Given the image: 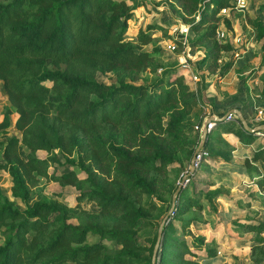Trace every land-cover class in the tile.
<instances>
[{"label":"trees","instance_id":"obj_1","mask_svg":"<svg viewBox=\"0 0 264 264\" xmlns=\"http://www.w3.org/2000/svg\"><path fill=\"white\" fill-rule=\"evenodd\" d=\"M173 1L184 18L200 9L197 19H185L190 20V29L195 33L194 43L202 44V61L206 66L215 63L219 49L228 50L232 44L222 45L214 40L210 47L201 41L209 40L215 33L217 22L212 20L220 17L219 10L230 5V0H204L199 7L200 0ZM133 9L127 0H0V78L18 113L15 125L20 130V135L5 134V140L0 141V170L12 177L11 195L25 204L18 208L0 190V264H165L172 259L200 264L192 258L217 255L214 248L202 247L204 235L198 234L197 241L174 237L178 230L174 219L179 212L201 208V197L212 203L220 194L225 195L219 189H196L199 169L193 171L188 184H181L175 208L163 223L159 260L153 262L152 249L136 243L135 230H145L156 223L157 236L159 223L147 218L125 189L146 195L142 204L158 208L157 201L164 199L153 195L152 184L141 173L159 169L165 154L155 157L131 148L134 145L148 151L146 147L155 146L147 136H138L134 125L153 117L164 104L183 99L188 84L172 69L157 75L150 92L143 93L142 84L126 80L124 74L130 69H142L153 58L154 51L166 52L159 45L152 50L137 49L126 39L127 20ZM253 21L264 46V21L258 16ZM206 23V28L201 29ZM150 38L148 31L141 32L143 43ZM174 40L179 44L178 39ZM230 66L231 63L223 66L217 77L221 78ZM98 70L113 71L117 82L97 80L94 72ZM92 94L98 95V99H91ZM9 111L3 115L0 132L7 133ZM116 126H123L124 133L129 135L124 136L125 143L114 141L115 135L110 132ZM101 131L107 135L102 136ZM216 131L234 133L244 144L257 136L245 129L239 118L218 121L202 146L204 157L216 163L228 161L234 148L227 140L213 135ZM194 132L195 139H199V129ZM19 143L26 146L25 154L18 150ZM213 147L219 150L212 151ZM55 148L60 150L63 161L53 152ZM39 149L48 155H39ZM73 153L77 160L70 156ZM250 160L263 162L258 181L264 187V148L259 146L245 162ZM60 162L78 165L85 177L74 169L60 173L48 169ZM110 168L117 170V182L98 173L101 170L108 174ZM41 176L76 185L80 189L75 197L77 207L86 199L94 201L101 213L128 212L130 225L136 224V228L101 227L95 222L74 224L68 220L67 208L56 201L39 199L29 203L30 186ZM190 223L183 219L179 229L186 233ZM241 227L256 234L251 244L252 255L262 245L264 220L244 218L237 225ZM90 233L100 240L88 242ZM103 239L120 246L109 250ZM145 249L148 252L141 253Z\"/></svg>","mask_w":264,"mask_h":264},{"label":"rangeland","instance_id":"obj_2","mask_svg":"<svg viewBox=\"0 0 264 264\" xmlns=\"http://www.w3.org/2000/svg\"><path fill=\"white\" fill-rule=\"evenodd\" d=\"M127 1L130 5H133L134 9L132 16L127 20L126 39L130 40L137 49L152 50L153 47L159 45L164 47L166 52L159 54V52L154 51L153 58L142 69H130L127 72L128 74H124L126 80L135 84H142L143 93L145 91L150 92L152 91V82L158 78L157 75L165 69H172L174 74L180 73L188 85L183 99L180 98L174 102L164 104L153 117L136 121L137 124L134 125V127L137 126L138 136H147L155 142V146L146 147L148 151L143 148H135L134 145L131 148L155 157L162 153L165 154V162L159 169L141 173L143 178L149 184H152L153 195L162 196L163 202L157 201L158 208L148 207L142 204L146 195L136 194L128 188L125 189V192H128L129 197L133 199V204L140 207L147 218L154 222L157 221L160 226L162 218L172 204L175 208L178 192L174 203L173 195L177 187L182 183L188 184L193 171L199 169L197 171L200 175L197 174L195 178L198 180L196 189L204 191L219 189L226 192V196H220L212 203L206 197H201V208L190 207L186 211L179 212L174 219L175 225L178 226L174 237H185L191 241H197L195 237L198 234L204 235L205 240L202 247L214 248L217 251V256L213 259L203 255L192 258L200 264H264V232L260 233L263 239L262 245L255 248L251 255V244L256 234L235 226V224L241 222L236 221V219H244V217L264 220V190L254 183V179L241 178V168L238 166L241 158H238V156L234 158L235 166L225 165L222 167L203 157L200 158L198 165L192 169L193 153L199 146L202 135V131H200L199 139H195V129H200L201 125L212 115L218 116L219 121L225 119L227 112H232V119L239 118L233 111L229 110L225 113L226 108L229 106L240 110L243 115L250 113L253 119L256 116L257 107L264 106L263 38L258 37L256 24L253 21L255 16L264 21V0L240 1L243 3L242 5H238L237 0H230V5H226L224 11L222 8L219 10L220 17L212 20L217 22L215 33L212 34L209 40L201 41V43L206 42L212 47L215 40L222 45L230 42L232 47L228 50L219 49L216 54V62L210 66H206L205 61H202L204 54L202 44L194 43L195 33L192 29H190L189 34L192 43L190 56L186 53L184 56L180 55L182 52L180 44H178L177 50L166 48L167 43L174 42V39H176L175 34H173V27L178 23V20L189 23L190 20L186 19H197L200 9L195 13L186 14L185 19L173 0ZM204 3V0H200L198 7ZM207 23L203 24L201 29H205ZM155 25H161L163 28H155ZM143 31H148L151 34L150 40L144 43L140 40ZM200 31L198 32L200 33ZM227 63H231L230 68L221 78H218V73ZM94 76L97 80L105 83H116L118 78L113 71L104 72L102 70L94 72ZM90 98L96 100L98 95L92 94ZM188 98L192 100L190 101ZM188 100L189 102L186 103L185 101ZM8 109H10L11 122L6 128L7 133L0 132V141L5 140V134L20 135V130L15 125L18 113L8 99L3 79L0 78V122ZM183 124V127L180 126ZM122 127L116 126L113 133L110 132L115 135L114 141L116 143L121 141L125 143L124 136H129L124 133ZM213 129L214 127L208 133ZM101 132L102 136L107 135L106 131ZM213 135L226 140L224 133L216 131L213 132ZM257 137V140L261 141L262 137ZM127 141L132 142L129 138ZM193 147L194 150H192ZM201 149L202 146L198 151ZM18 150L20 153L25 154L27 148L23 143H19ZM217 150L219 149L216 147L212 148V151ZM59 151L56 148L53 150L59 159L63 161L64 157ZM37 153L42 156L48 155L42 149H39ZM70 156L75 160L78 159L76 153ZM0 160H3L2 147H0ZM252 165L257 167L258 170H262L260 162ZM48 169L53 173L74 169L80 177L83 178L86 175L78 165L66 162L53 163L48 166ZM116 172L115 168H110L108 174L98 170V173L102 174V178L112 182H117V179L114 178ZM11 185V175L6 170L1 169V192L13 200L15 206L21 209L24 208L25 204L19 198H14L11 195ZM79 190L76 185L41 176L34 185L30 186L27 201L29 203L39 199L56 201L67 208L68 220L74 224L95 222L101 227L136 228V224L130 225L132 223L131 216H128L126 211L124 214L101 213L94 201L86 199L83 200L81 206L77 207L75 197ZM238 196L242 199L250 197L247 199L251 201L252 206L246 207L242 200L236 202ZM237 203L243 207L238 209ZM183 219H188L191 222L186 233L179 229ZM156 232V223L145 230L134 231L136 243L152 249L153 262L159 260L162 249L160 240L157 251L154 253L157 239ZM96 240H100V237L94 233H90L87 237L88 242ZM103 241L107 243L109 250L120 246L109 239H103ZM1 242L2 239H0ZM142 252H148V250L145 249ZM187 257L190 259V256ZM165 264L188 263L185 260L172 259L166 261Z\"/></svg>","mask_w":264,"mask_h":264},{"label":"crops","instance_id":"obj_3","mask_svg":"<svg viewBox=\"0 0 264 264\" xmlns=\"http://www.w3.org/2000/svg\"><path fill=\"white\" fill-rule=\"evenodd\" d=\"M263 108H264V106H262ZM233 111V108L231 107V106H229L228 108H226V111H225V113L227 112V111ZM264 110V109H263ZM244 113H245V111H244ZM256 114V113H255ZM212 116H215V115H212ZM215 117H217V120L218 119H220L218 116H215ZM244 117H245V119H246V121H247V124L250 126V127H256V126H258V127H261L262 126V124H264V122H262L263 120H264V117H263V120H260V121H258L257 119H256V116H255V118L253 119V118H251L252 116H251V114L250 113H246V114H244ZM240 120V119H239ZM219 121V120H218ZM217 121V122H218ZM222 121V120H221ZM261 123V124H260ZM224 135H226V140L229 142V143H231L233 146H234V148H233V150H232V152H231V157L229 158V160L228 161H224V162H219V163H216V162H214L215 164H218L219 166H222V167H224L225 165H227V166H230V165H233V166H235V164H234V158L236 157V156H238V158H241V159H239L240 161V163H239V167L241 168L240 169V174H241V178H248L249 180H253L254 179V183H256V184H258L263 190H264V187H262L261 185H260V183H259V178H260V176L262 175V173H263V162L261 161V160H250V162L249 163H246L245 162V159L246 158H250L251 156H252V154H253V152H254V150H256L259 146H262L263 148H264V139L262 138L261 139V141H259V140H257V136L255 137V139L252 141V142H250V143H248V144H244L242 141H240L239 140V138L234 134V133H224ZM256 144V145H255ZM208 160H210V161H212L211 159H209L208 158ZM213 162V161H212ZM257 162H260V164H261V166H262V170L260 171V170H258L257 169V167H255L254 165H252V164H257ZM253 176V177H252ZM252 177V178H251ZM236 182H238V181H236ZM221 191V190H220ZM252 191H254V190H252ZM223 192V191H222ZM225 195H221L220 194V196H226V192H223ZM220 198V197H219ZM218 198V199H219ZM247 198H250V197H247ZM247 198H241L240 196H238V198L236 199V202H239V200H242L243 201V204H245V206L246 207H251L252 206V203H251V201L249 200V199H247ZM230 202H231V200H230ZM238 207V209H241L243 206H241V205H239L238 203L236 204ZM232 209V208H231ZM232 211V210H231ZM230 211V212H231ZM245 218V217H244ZM237 221H241L242 222V220L243 219H236ZM257 220H262V219H258L257 218ZM240 222V223H241ZM237 225L238 224H235V226L237 227ZM217 255H215L214 257H216ZM214 257H211L212 259L214 258ZM218 258V257H217Z\"/></svg>","mask_w":264,"mask_h":264},{"label":"built area","instance_id":"obj_4","mask_svg":"<svg viewBox=\"0 0 264 264\" xmlns=\"http://www.w3.org/2000/svg\"><path fill=\"white\" fill-rule=\"evenodd\" d=\"M240 1H244V0H237V4L238 5H242L243 3H241ZM222 10H225V7L222 8ZM173 34H175L176 39L179 40V44L181 45V53L180 55L184 56V54L186 53V55L190 56V50L192 48V43L189 37L190 34V24L189 23H185L182 21L178 20V23H176L173 27ZM166 48L170 49V50H177L178 49V44L176 43V41L174 42H170L167 43ZM263 107H257V113H256V119L257 120H263L264 117V113H263ZM232 119V112H229L227 114H225V119L224 120H230ZM215 124H217V119L215 116L210 117L209 121L207 122V129L210 131ZM203 125H201L199 131H202ZM253 130H251L252 132H254L257 136H261L264 139V127H253ZM204 152L202 151V149L200 151H197L196 155L193 157V167L192 169L198 165V162L200 160V158L204 157ZM188 180V179H187Z\"/></svg>","mask_w":264,"mask_h":264},{"label":"water","instance_id":"obj_5","mask_svg":"<svg viewBox=\"0 0 264 264\" xmlns=\"http://www.w3.org/2000/svg\"><path fill=\"white\" fill-rule=\"evenodd\" d=\"M233 112H235V113L237 114V116L239 117V119H240V121H241V123H242V125H243V127H244L245 129H247V130H249V131H251V130L254 129V128L250 127V126L247 124V121H246L244 115L241 113L240 110H238V109H233ZM227 113H229V112H227ZM212 117H213V116H212ZM209 119H210V118H208V119L204 122V124H203L202 135H201V142H200L199 146L196 148V150L194 151V153H193V157L196 155L198 149H199L201 146H203V144H204V141H205L206 135H207V133L209 132V130L207 129V122L209 121ZM216 119H217V117H216ZM261 127H264V124H262ZM183 180H184V177H183ZM180 187H181V184L177 187V189H176L175 192H174V195H173V203H174V200H175L176 194H177V192L179 191ZM172 209H174V204L171 205L170 209L167 211V213H166V214L164 215V217L162 218V221H161L160 226H159V228H158V234H157V239H156V243H155V247H154V253H156L157 248H158V245H159V242H160V239H161L163 223H164L165 221H168V219L170 218L169 215H171V213H172Z\"/></svg>","mask_w":264,"mask_h":264}]
</instances>
